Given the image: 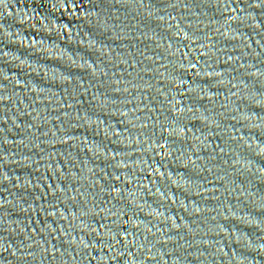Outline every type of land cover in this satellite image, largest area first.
I'll use <instances>...</instances> for the list:
<instances>
[{"label": "water", "instance_id": "water-1", "mask_svg": "<svg viewBox=\"0 0 264 264\" xmlns=\"http://www.w3.org/2000/svg\"><path fill=\"white\" fill-rule=\"evenodd\" d=\"M0 264H264V0H0Z\"/></svg>", "mask_w": 264, "mask_h": 264}]
</instances>
